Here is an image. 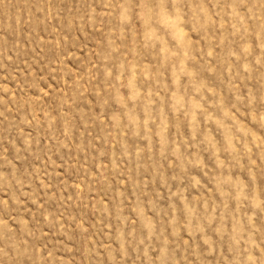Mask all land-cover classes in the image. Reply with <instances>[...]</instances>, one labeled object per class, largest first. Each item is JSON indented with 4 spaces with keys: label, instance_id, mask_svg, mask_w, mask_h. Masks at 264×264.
Returning <instances> with one entry per match:
<instances>
[{
    "label": "rangeland",
    "instance_id": "374dc122",
    "mask_svg": "<svg viewBox=\"0 0 264 264\" xmlns=\"http://www.w3.org/2000/svg\"><path fill=\"white\" fill-rule=\"evenodd\" d=\"M0 264H264V0H0Z\"/></svg>",
    "mask_w": 264,
    "mask_h": 264
}]
</instances>
